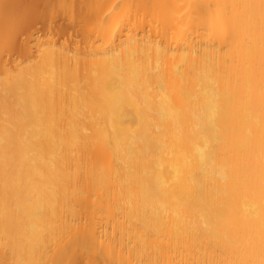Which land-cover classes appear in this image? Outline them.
<instances>
[{
    "label": "bare ground",
    "instance_id": "6f19581e",
    "mask_svg": "<svg viewBox=\"0 0 264 264\" xmlns=\"http://www.w3.org/2000/svg\"><path fill=\"white\" fill-rule=\"evenodd\" d=\"M0 264H264V0H0Z\"/></svg>",
    "mask_w": 264,
    "mask_h": 264
},
{
    "label": "rangeland",
    "instance_id": "374dc122",
    "mask_svg": "<svg viewBox=\"0 0 264 264\" xmlns=\"http://www.w3.org/2000/svg\"><path fill=\"white\" fill-rule=\"evenodd\" d=\"M61 25V22L59 21V22H56L55 24H54V26H60ZM61 30V29H60ZM44 33V32H43ZM60 33H61V31H60ZM62 38H64V37H62Z\"/></svg>",
    "mask_w": 264,
    "mask_h": 264
}]
</instances>
